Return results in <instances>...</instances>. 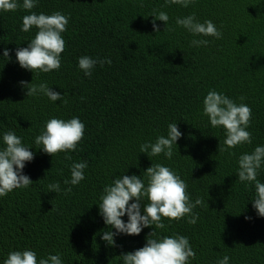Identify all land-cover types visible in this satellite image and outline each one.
<instances>
[{"label":"trees","instance_id":"1","mask_svg":"<svg viewBox=\"0 0 264 264\" xmlns=\"http://www.w3.org/2000/svg\"><path fill=\"white\" fill-rule=\"evenodd\" d=\"M17 3L15 11L0 10V149L3 135L13 131L33 152L22 169L33 183L0 197V264L11 251L24 250L35 251L37 261L59 254L62 264H123L120 256L145 246L153 230L157 237L186 236L195 252L189 264H217L224 256L229 264H264V217L252 206L255 182L238 178L239 157L264 146V0H194L187 8L167 0H37L31 10L23 0ZM154 10L169 16L166 25L155 20L159 32L152 27ZM56 11L69 18L60 68L44 73L20 67L15 52L37 32L35 26L21 30L23 16ZM192 14L200 23L211 20L222 37L193 35L176 24ZM194 39L209 44L192 46ZM82 56L111 64L97 63L85 76L78 66ZM21 81L46 82L62 100L26 96ZM210 90L251 108V143L223 150L225 130L212 127L203 113ZM73 117L85 125L75 151L50 156L35 143L49 119ZM170 123L182 133L171 159L141 153L142 144L167 137ZM79 162L87 163L84 179L65 184ZM157 163L185 181L193 203L205 202L192 210L196 224L187 222L189 216L162 217L164 229L120 233L115 246L108 245L102 235L116 230L100 214L104 188L123 175L147 186L144 172ZM257 180L264 183V164ZM57 182L60 192H49ZM147 203L142 198L141 215ZM121 219L127 223V214Z\"/></svg>","mask_w":264,"mask_h":264},{"label":"clouds","instance_id":"2","mask_svg":"<svg viewBox=\"0 0 264 264\" xmlns=\"http://www.w3.org/2000/svg\"><path fill=\"white\" fill-rule=\"evenodd\" d=\"M171 4H179L187 8L194 0H167ZM37 0H23L22 7L31 10L36 6ZM17 0H0V10L15 11L20 7ZM153 31L159 32V27L155 20L163 21L165 25L169 20L166 12L154 10ZM69 18L59 11L51 15L44 13L25 15L22 18V31L28 32L33 26L37 32L27 47L18 48L15 52L16 60L20 67L33 71L50 72L58 70L61 66V53L65 49V40L62 33L66 31ZM176 24L187 29L193 35L211 36L217 39L222 37V33L216 28L211 20L200 23L196 20L195 14L184 18H177ZM206 39L192 40V46H207ZM3 56L9 57V50L5 49ZM99 63L111 64L109 59H93L82 56L78 59V66L85 76H90L93 67ZM28 89L26 96L43 94L51 101L62 100L59 92L53 91L46 82L31 84L20 82ZM244 100V97L240 98ZM64 103H67L65 100ZM203 113L209 118L212 127H223L226 133L224 140L225 149L234 148L239 144L251 143L252 136L246 129L250 125L252 110L244 103L237 104L232 99L215 90H210L203 99ZM85 125L78 117L68 120L51 118L44 126L40 135L35 138L37 145H42V150L50 156L58 152L75 151L77 144L84 136ZM176 123L168 124L167 137L161 135L157 137L155 143L146 142L140 146L141 153L151 156H158L163 153L165 157L171 159L173 146L181 137ZM5 147L0 149V197L7 195L17 188H27L33 182L22 174L25 162L33 159V152L29 147L22 144L21 139L13 131H8L3 135ZM150 149V152H149ZM65 159L70 160L71 156L65 155ZM238 178L241 182H255L256 197L252 200V206L257 214L264 217V183L257 180L258 170L264 164V146H257L253 152L242 154L238 160ZM87 168L86 162L73 163L71 165V179L65 180V184L73 186L79 184L84 179V170ZM50 170V169H49ZM147 186L145 181L135 175H123L106 186L103 195L100 197V214L104 223L115 228V232L105 231L101 239L108 245H114L113 237L123 233L127 235H139L143 228L155 226V229H164L163 218L169 220H179L189 216L188 223L196 224L198 215L193 213V209L205 202L197 198L193 203L187 193V184L169 167L159 163L152 164L145 170ZM49 192H60V184L52 183L48 185ZM71 188H66V193L71 192ZM147 198L148 203L143 208L141 215L140 202L142 198ZM135 199L134 203L129 201ZM208 206V205H207ZM52 209V208H51ZM127 214L128 221L125 223L121 217ZM250 219V217H245ZM123 264H189V259L195 258V252L190 246L186 236L173 235L157 237L153 230L146 238L145 246L131 253H124ZM229 257L224 256L217 261V264H229ZM3 264H62L59 254L49 255L37 261L35 251H11Z\"/></svg>","mask_w":264,"mask_h":264}]
</instances>
